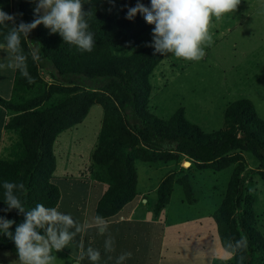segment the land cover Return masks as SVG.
<instances>
[{
	"label": "trees",
	"instance_id": "1",
	"mask_svg": "<svg viewBox=\"0 0 264 264\" xmlns=\"http://www.w3.org/2000/svg\"><path fill=\"white\" fill-rule=\"evenodd\" d=\"M150 6V0H139ZM35 0H0V8L17 14V23L34 19ZM89 31L94 35L91 52L81 51L50 33L43 24L27 37L21 34V51L27 57L29 83L14 71L9 98L0 96L7 112L0 144V209L6 208L3 182L23 183L26 194L14 189L25 212L37 204L57 207L61 193L52 182L56 160L53 144L63 131L81 123L94 104L103 109L101 127L90 155L92 177L105 186L96 201L94 216H116L138 194L135 162L150 166H178L183 156L198 169L215 171L234 164L219 206L212 212L219 248L231 254L227 264H264V234L257 225V194L244 184L250 175L264 182V120L253 102L241 96L227 104L223 127L204 131L177 108L168 118L149 110L151 78L164 56L153 54L152 28L140 13L125 19L137 0H83ZM13 25L0 24V45L7 48ZM149 45V46H146ZM8 49V48H7ZM11 52V51H10ZM39 56L38 60L33 55ZM15 56L16 54L13 53ZM41 70L51 80H46ZM248 154L256 163L247 168ZM188 174L176 176L172 168L155 189L154 219L163 221L174 184L191 203ZM24 213L0 211V217L22 223ZM16 224L9 231L14 234ZM46 234L44 229H37ZM247 238V247L235 253L232 241ZM0 249H13L14 242L0 231Z\"/></svg>",
	"mask_w": 264,
	"mask_h": 264
},
{
	"label": "rangeland",
	"instance_id": "2",
	"mask_svg": "<svg viewBox=\"0 0 264 264\" xmlns=\"http://www.w3.org/2000/svg\"><path fill=\"white\" fill-rule=\"evenodd\" d=\"M34 7L35 3L31 9ZM210 33L213 43L205 47L202 60L164 56L151 78L149 110L165 119L182 107L187 119L210 132L223 127L227 104L244 96L253 102L264 120V0H241L235 12L225 14L220 20L213 17ZM2 54L5 60L4 63L0 60V96L9 98L14 69L7 65L15 61L12 57L10 60L13 53L4 46L0 47V58ZM41 74L51 80L42 70ZM102 115V107L92 105L85 119L61 132L53 144L56 167L51 181L59 186L61 193L56 208L70 214L81 227L62 251L53 250L54 264H76L81 251L86 253L89 246L101 251L99 264H116V258L123 252L132 253L123 264H227L231 254L219 248L212 212L223 198L234 164L220 171L198 169L185 156L175 167L135 162L138 194L116 216L105 219L115 238V251L104 250L108 233L99 234L93 217L96 201L105 186L93 179L90 167ZM244 156L247 168H255L254 160L248 154ZM187 161L189 165L185 164ZM172 168L177 177L183 173L189 175L193 201L188 203L182 188L174 184L162 213L163 221L159 222L152 212L155 189ZM244 186L257 194V225L264 234V182L260 176L250 175ZM206 230L203 244H191ZM69 231L75 232V227ZM0 264H19L17 252L0 249ZM80 264L92 262L85 255Z\"/></svg>",
	"mask_w": 264,
	"mask_h": 264
},
{
	"label": "clouds",
	"instance_id": "3",
	"mask_svg": "<svg viewBox=\"0 0 264 264\" xmlns=\"http://www.w3.org/2000/svg\"><path fill=\"white\" fill-rule=\"evenodd\" d=\"M240 2L241 0H150V6H145L137 0L133 7L124 5L127 8L125 19L132 20L140 13L148 24L154 25L153 43L150 45L154 49V55L172 54L184 60L200 61L206 55L205 47L213 43L210 33L212 18L220 20L225 14L235 12ZM109 3L114 5V0H109ZM83 5V0H35L34 19L28 23L23 20L17 23V14L7 13L0 8V24L13 25L6 39L7 48L16 54L15 62H9L7 66L18 70L29 83L35 82L28 72L27 57L22 54L20 37L21 34L27 37L40 24L48 28L50 33H58L64 42L75 45L81 51L91 52L95 41L86 19L91 12H86ZM33 59L38 60L39 56L34 54ZM3 188L7 207L0 211L16 209L25 214L23 222L19 224L12 219L0 217V231L14 242L19 264H54L56 257L52 255L53 250L62 251L75 234L81 231V227L75 224L70 214H64L56 207L37 204L25 212L20 197L14 193V189H19L26 194L27 189L23 183L4 181ZM93 221L101 236L108 233L104 250L114 252L115 238L109 232L108 221L100 215H95ZM13 224H16L14 234L9 231ZM73 227L75 232H70L69 229ZM37 229H44L46 234H41ZM226 247L234 255L247 247V238L242 236L234 243L230 241ZM85 255L92 264H99L101 261V251L89 246L86 253L81 251L76 264H80ZM131 256V252L121 253L116 258V264H123Z\"/></svg>",
	"mask_w": 264,
	"mask_h": 264
},
{
	"label": "crops",
	"instance_id": "4",
	"mask_svg": "<svg viewBox=\"0 0 264 264\" xmlns=\"http://www.w3.org/2000/svg\"><path fill=\"white\" fill-rule=\"evenodd\" d=\"M12 53V52H11ZM4 56L5 55H3L2 54V58H0V60H2V62L4 63ZM11 57L14 59V55L13 56H10L9 58H10V60H11ZM14 71L15 70H13L12 71V73H13V76H12V74H11V78L13 79V77H14ZM11 85L9 84V87H10ZM3 111V112H2ZM0 112H1V114H0V139H1V137H2V132H3V124H4V121H5V119H6V116H7V112H6V110L4 109V108H2L1 106H0ZM3 113V114H2ZM146 223L148 222V221H145ZM159 222H162V221H159ZM215 233H216V230H215ZM208 234V232H207V230L205 231V234L204 235H197V237H195L194 238V241L191 243V244H193V245H195V246H199L198 244H203L204 243V238H205V235H207ZM218 239V238H217ZM158 242V241H157ZM156 242V243H157ZM206 242V241H205ZM206 244L208 245V242H206Z\"/></svg>",
	"mask_w": 264,
	"mask_h": 264
},
{
	"label": "water",
	"instance_id": "5",
	"mask_svg": "<svg viewBox=\"0 0 264 264\" xmlns=\"http://www.w3.org/2000/svg\"><path fill=\"white\" fill-rule=\"evenodd\" d=\"M185 164H188L189 165V162L187 161V162H185Z\"/></svg>",
	"mask_w": 264,
	"mask_h": 264
}]
</instances>
